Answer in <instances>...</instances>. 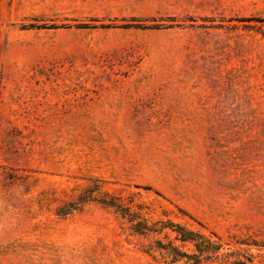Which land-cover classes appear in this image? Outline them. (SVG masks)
I'll use <instances>...</instances> for the list:
<instances>
[{"label": "rangeland", "instance_id": "obj_1", "mask_svg": "<svg viewBox=\"0 0 264 264\" xmlns=\"http://www.w3.org/2000/svg\"><path fill=\"white\" fill-rule=\"evenodd\" d=\"M245 17L264 0H0V264H181L138 220L218 237L198 264H264V36Z\"/></svg>", "mask_w": 264, "mask_h": 264}, {"label": "trees", "instance_id": "obj_2", "mask_svg": "<svg viewBox=\"0 0 264 264\" xmlns=\"http://www.w3.org/2000/svg\"><path fill=\"white\" fill-rule=\"evenodd\" d=\"M241 21H255L259 23L257 25V30L262 34V36H264V17H245L241 18ZM248 27H250V25ZM85 197L86 196H84L83 200L82 198H80V201H84V199H86ZM89 197L90 196H87V198ZM96 199L107 206H114L120 209V211L122 210V207L114 202V200H105L100 196ZM164 228H169L170 231L174 232V239L180 244H175L171 240L167 241L166 243L162 242L161 240H157L156 243L150 246L148 249L159 251L164 258L169 259V262L172 263L182 261L181 264H198L203 258L217 255L218 249L222 246V243L220 242V239L218 237L217 240H213L211 239V237L205 236L198 231L189 229L181 224L173 223L170 221H160L159 227L149 226L143 220H138L132 224V229L139 234H149L152 232L159 233V231ZM184 243H190L192 245V252L182 250L181 247ZM235 243L246 244V242L242 241H237ZM227 244L230 247V244ZM226 254L227 256H234L232 264H253V259L245 257L238 249L227 252Z\"/></svg>", "mask_w": 264, "mask_h": 264}]
</instances>
